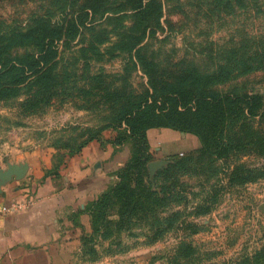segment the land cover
Returning <instances> with one entry per match:
<instances>
[{
  "label": "rangeland",
  "instance_id": "1",
  "mask_svg": "<svg viewBox=\"0 0 264 264\" xmlns=\"http://www.w3.org/2000/svg\"><path fill=\"white\" fill-rule=\"evenodd\" d=\"M111 1L112 9L96 14L75 12L79 0L0 1L1 58L9 62H21L33 51L2 38L11 30L25 28L34 19L61 22L66 17L76 24L57 43L55 86L41 95V103L31 102V91L25 89L0 100V189L13 178L31 174L30 159L38 160L42 176L60 179L59 169L69 158L88 143L99 142L124 158L88 200L82 212L84 224L79 213V262L264 264V175L232 184L226 172L236 165L258 169L264 156L235 152L205 162L203 168L209 171L192 170L198 167L185 158L196 154L198 138L170 128H151L177 132L181 145L163 150L147 131L145 168L136 170L131 181L133 188L149 193L140 201L147 212L119 213L122 203L110 193L136 148L131 138L115 143L125 132L116 118L146 89L147 77L137 47L121 48V34L130 22ZM162 2L161 26L140 55L152 62L163 80L173 83L186 68L210 74L229 60L264 52V0H230L228 9L216 7L214 0ZM230 83L238 92L264 94V69ZM155 161L161 165L152 170L149 164ZM97 202L102 208H94Z\"/></svg>",
  "mask_w": 264,
  "mask_h": 264
},
{
  "label": "trees",
  "instance_id": "2",
  "mask_svg": "<svg viewBox=\"0 0 264 264\" xmlns=\"http://www.w3.org/2000/svg\"><path fill=\"white\" fill-rule=\"evenodd\" d=\"M110 1L79 0L75 12H105L112 9L109 5L113 1ZM114 1L118 11L128 14L130 22L121 34V48L132 51L137 47L135 52L147 77V87L138 94L136 101L117 114L118 127L124 125L125 132L115 143L131 138L136 154L118 173L119 181L110 194L122 203L119 213L143 216L147 210L140 203L144 200L141 196L149 193L144 192V188L143 191L133 188L131 181H134L135 174L137 176L136 170L145 168L147 131L151 128H170L198 138L200 147L195 150L196 154L185 158L187 163L198 167L192 170L209 171L203 168L205 162L208 165L213 158H226L235 152L247 151L264 156V128H257L258 124H264V94L238 92L236 87H230V82L239 76L264 69V52L254 51L247 57L232 60L233 63L229 60L210 74H199L195 68H186L182 76L170 83L161 79L152 62L140 55L148 39L161 26L162 0ZM214 2L218 5L216 7L223 9H228L231 3L230 0ZM75 25L66 17L61 22L34 19L31 25L2 36L12 45L31 47L33 51L21 62L2 59L3 51H0V100L13 95L14 91L25 89L31 91L29 100L40 104L41 95L55 86L57 43L69 35ZM212 85L222 87L214 90ZM224 86L228 88L224 89ZM34 98L38 100L33 101ZM228 171L230 183H244L263 176L264 165L258 169L236 165ZM109 204L111 201L107 200L106 207ZM94 208H102L101 203L97 202Z\"/></svg>",
  "mask_w": 264,
  "mask_h": 264
},
{
  "label": "crops",
  "instance_id": "3",
  "mask_svg": "<svg viewBox=\"0 0 264 264\" xmlns=\"http://www.w3.org/2000/svg\"><path fill=\"white\" fill-rule=\"evenodd\" d=\"M176 133L148 131L163 150L181 145ZM123 158L112 146L90 142L60 167V179L42 176L38 160L30 159L32 173L21 180L13 178L0 189V264H93L77 259L81 253L78 216L84 224L82 212L88 200L103 178L122 165ZM31 199L35 201L25 208L4 210L14 202Z\"/></svg>",
  "mask_w": 264,
  "mask_h": 264
},
{
  "label": "built area",
  "instance_id": "4",
  "mask_svg": "<svg viewBox=\"0 0 264 264\" xmlns=\"http://www.w3.org/2000/svg\"><path fill=\"white\" fill-rule=\"evenodd\" d=\"M35 201L34 199L27 200V201H22V202H14L12 203L9 207H6L4 210L9 211V210H15V209H22L25 208L29 205V203Z\"/></svg>",
  "mask_w": 264,
  "mask_h": 264
},
{
  "label": "water",
  "instance_id": "5",
  "mask_svg": "<svg viewBox=\"0 0 264 264\" xmlns=\"http://www.w3.org/2000/svg\"><path fill=\"white\" fill-rule=\"evenodd\" d=\"M161 165V161L150 162V169L158 168ZM261 209L264 211V205H261Z\"/></svg>",
  "mask_w": 264,
  "mask_h": 264
}]
</instances>
